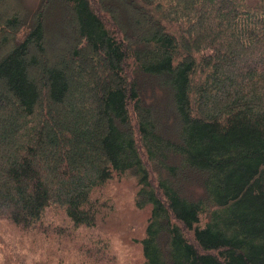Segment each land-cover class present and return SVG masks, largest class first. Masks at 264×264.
Segmentation results:
<instances>
[{
	"label": "trees",
	"instance_id": "obj_1",
	"mask_svg": "<svg viewBox=\"0 0 264 264\" xmlns=\"http://www.w3.org/2000/svg\"><path fill=\"white\" fill-rule=\"evenodd\" d=\"M27 9L0 0V215L93 226L128 173L143 264H264V0Z\"/></svg>",
	"mask_w": 264,
	"mask_h": 264
},
{
	"label": "rangeland",
	"instance_id": "obj_2",
	"mask_svg": "<svg viewBox=\"0 0 264 264\" xmlns=\"http://www.w3.org/2000/svg\"><path fill=\"white\" fill-rule=\"evenodd\" d=\"M22 1L27 10L38 2ZM137 188L128 173L107 181L100 194L109 195L104 201L109 198L112 210L93 226L73 225L58 205L45 210L47 224L40 228L16 226L0 215V264H143L140 239L146 218L135 206Z\"/></svg>",
	"mask_w": 264,
	"mask_h": 264
}]
</instances>
